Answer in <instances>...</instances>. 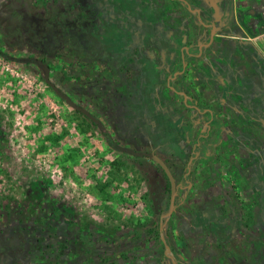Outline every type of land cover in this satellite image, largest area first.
Wrapping results in <instances>:
<instances>
[{
    "label": "flooded vegetation",
    "instance_id": "flooded-vegetation-1",
    "mask_svg": "<svg viewBox=\"0 0 264 264\" xmlns=\"http://www.w3.org/2000/svg\"><path fill=\"white\" fill-rule=\"evenodd\" d=\"M36 1L23 7L20 20L15 17L23 28L14 31L13 39L25 34L31 42L39 41V54L43 55L10 57L20 60L13 62L40 68L45 76L48 67L53 84L50 57L55 56L58 64L72 59L75 82H66L60 65V85L55 86L98 123L55 94L78 121L88 123L94 134L103 137L111 150L156 164L166 181L160 214L166 216L172 201L178 206L186 196L182 201L193 204L231 202L219 168L212 169L215 189L200 188L192 200L188 196L198 189L192 179L201 171L199 164L211 165L208 156L220 150L225 136L237 142L239 133L252 134L256 123L264 131V117L255 115L256 107L264 113V34L251 36L249 21L245 23L236 13L241 4L235 0ZM66 88L75 92L74 98ZM133 142L138 145L129 146ZM146 153L156 154L168 166L176 180L175 194L164 169L143 155ZM171 158L174 165L168 161ZM216 165L233 166V162L216 159ZM238 173H233L234 177ZM204 175L202 181L206 182ZM261 183L260 191L240 185L244 191L252 190L248 207L243 204L237 209L234 202L240 198L231 194L234 200L227 209L232 224L222 233L226 243L236 239L248 209L253 223L248 229L250 237L264 240V230L259 235L251 229L258 223L264 227V216L257 218L264 210V201L262 207L259 201L264 199V180ZM191 209L195 228L206 230L212 223L210 231L215 233L222 227L215 222L217 216L209 215L202 205L200 210ZM155 226L161 230L163 220ZM249 249L253 254L262 250L258 246ZM251 258L242 261L264 264L263 258Z\"/></svg>",
    "mask_w": 264,
    "mask_h": 264
},
{
    "label": "rangeland",
    "instance_id": "rangeland-1",
    "mask_svg": "<svg viewBox=\"0 0 264 264\" xmlns=\"http://www.w3.org/2000/svg\"><path fill=\"white\" fill-rule=\"evenodd\" d=\"M29 1L0 0V49L9 56L43 55L39 54V41L31 42L25 34L13 39L14 31L23 28L15 17L21 19ZM235 1L241 4L238 17L249 21L251 36L264 34V0ZM54 57H50L53 82L60 85V65L66 82H75L72 59L58 64ZM67 88L65 92L74 98L75 92ZM259 109L256 107L255 115L263 118ZM82 123L86 122L78 121L45 83L40 68L0 56V264H249L250 260L242 259L252 255L251 259H264V240L248 233L253 224L249 209L244 211V225L234 241L226 243L222 234L232 224L227 209L234 200L231 194L240 198L234 202L237 209L248 207L252 190L244 191L240 185L258 191L263 187L264 131L258 123L252 134L240 132L237 142L225 136L220 150L208 156L211 165L200 163L201 171L192 179L198 189L191 191L190 200L200 188H216L212 169L219 168L231 202L193 204L182 201L186 196L169 217L159 212L166 181L156 164L130 154L119 155L93 130H81ZM216 159L230 160L233 166H217ZM172 160L168 161L174 165ZM117 161L120 165L115 166ZM235 172H239L236 177ZM38 180H50L51 185L46 189ZM259 201L262 207L263 197ZM200 204L209 215L217 216L215 222L222 226L217 232L210 231L212 223L206 230L194 227L191 208L200 210ZM262 215L264 210L257 218ZM161 220L159 230L155 225ZM251 229L262 235L264 227L258 223ZM17 233L24 234L22 242L20 235L15 238ZM250 246L262 250L253 254Z\"/></svg>",
    "mask_w": 264,
    "mask_h": 264
},
{
    "label": "water",
    "instance_id": "water-1",
    "mask_svg": "<svg viewBox=\"0 0 264 264\" xmlns=\"http://www.w3.org/2000/svg\"><path fill=\"white\" fill-rule=\"evenodd\" d=\"M45 72H46V76H45V82L47 85H49L53 90L54 92L63 97L64 99L67 100L68 104L73 107V108H77L79 110H81L83 113H85L87 116H89L91 119H93L96 123H98V120L95 119L89 112H87L86 110H83L79 107H77L74 102L71 100V98H69L68 96L64 95L63 93L60 92V90L55 86V84H53L50 80V75H49V68L48 67H45ZM144 156H147V157H150L152 158L155 162H157L165 171V173L167 174L170 182H171V185H172V193L175 194L176 193V180L173 176V174L171 173L170 169L168 168V166L165 164V162L159 158L156 154L154 153H146V154H143ZM173 208H174V201H172L171 203V209H170V212L168 213V217L172 215V212H173ZM167 249L169 251H171V249L169 248L168 245H166Z\"/></svg>",
    "mask_w": 264,
    "mask_h": 264
},
{
    "label": "trees",
    "instance_id": "trees-1",
    "mask_svg": "<svg viewBox=\"0 0 264 264\" xmlns=\"http://www.w3.org/2000/svg\"><path fill=\"white\" fill-rule=\"evenodd\" d=\"M0 56H2V57H4V58H6L7 60H12V61H20V60H16V59H14V58H12V57H10L9 55H7L6 53H4V52H2V50L0 49ZM91 128L86 124V123H82L81 124V130H83V131H88V130H90ZM49 140H52V138H48ZM115 166H118V165H120V163L117 161V162H115V164H114ZM39 181V184L40 185H42L44 188H46V189H48L49 188V185H51V182H50V180H38ZM102 188H105V186H103ZM14 198H16V196L14 197ZM14 198H12V199H14ZM168 205H166V209H168ZM146 226H148V224L146 225ZM145 226V227H146ZM151 231H153V230H151ZM150 233V232H149ZM23 234V233H22ZM22 234H16V236H15V238H18L19 239V235L21 236V238L19 239V241H21L22 242ZM24 235V234H23ZM172 250H173V248H172ZM174 251V250H173Z\"/></svg>",
    "mask_w": 264,
    "mask_h": 264
}]
</instances>
